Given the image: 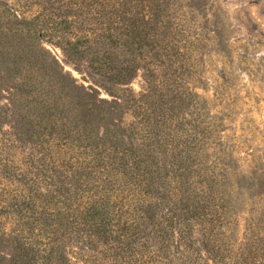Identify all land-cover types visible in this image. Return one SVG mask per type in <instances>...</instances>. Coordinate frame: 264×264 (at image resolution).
<instances>
[{
    "label": "trees",
    "instance_id": "16d2710c",
    "mask_svg": "<svg viewBox=\"0 0 264 264\" xmlns=\"http://www.w3.org/2000/svg\"><path fill=\"white\" fill-rule=\"evenodd\" d=\"M45 1L29 18L0 6V27L10 38L56 44L87 61L111 85L106 89L115 99L99 98L93 87L77 84L55 67L12 69L13 94L22 96L18 102L26 109L22 120L27 126L25 136L17 132L14 138L26 137L37 150L16 179L18 185L0 197V238L8 233L4 220H11L7 230L28 264H67L75 257L72 251L85 259V249L92 253L88 262L97 263L95 254H100L111 264L125 256L130 264H177L172 246L178 264H190L196 258L182 249L193 250L191 232L197 223L201 249L219 256L211 228L221 199L192 190L195 159L189 141L167 121L181 98L169 7L143 0ZM24 49L10 59L28 62ZM46 58L39 53L31 59ZM144 63L172 72L167 93L157 95L166 123L156 109L146 120L135 106V121L127 127L104 126L119 106L113 89L130 82ZM4 168L6 179L13 180L10 167ZM204 177L198 176L201 183ZM239 264H264V250L249 248Z\"/></svg>",
    "mask_w": 264,
    "mask_h": 264
},
{
    "label": "rangeland",
    "instance_id": "374dc122",
    "mask_svg": "<svg viewBox=\"0 0 264 264\" xmlns=\"http://www.w3.org/2000/svg\"><path fill=\"white\" fill-rule=\"evenodd\" d=\"M142 3L168 6L175 28L172 46L178 54L174 65L177 94L181 98L174 116L167 121L176 134L189 141L195 159L190 186L196 193L207 191L221 199L218 219L211 228L219 256L213 257L201 249L203 235L197 223L191 232L193 250L184 247L182 251L196 258L190 264H239L249 248L264 250V0H143ZM5 4L29 18L46 1L0 0V6ZM0 28L1 197L8 196L12 185H18L16 179L28 168L29 158L36 157L37 150L32 149L26 137H21L20 142L14 138L17 132L25 136L27 126L22 120L26 109L18 102L22 96L13 94L12 69L31 65L55 67L77 84L93 87L99 98L111 101L115 97L106 89L111 85L91 70L87 61L56 44L42 42L49 52L46 53L38 41L10 38L8 30ZM22 48L27 51L28 62L10 59V54ZM39 53L47 55L45 61L31 59ZM123 57L128 59L127 54ZM169 73L172 72L167 67L160 69L144 63L130 82L117 85L113 90L119 106L104 126L127 127L135 121V106L146 120L152 119L156 109L157 116L166 123L165 105L157 95L167 93ZM7 166L14 174L10 181L5 177ZM199 175L205 176L202 183ZM4 222L8 233L0 238V264H28L27 258H20L22 252L14 234L7 230L12 221ZM81 254L85 259H79L80 255L72 251L75 257L67 264L113 262L100 254H95L97 263L88 262L86 257L92 253L85 249ZM177 254L172 246L171 256L178 264ZM117 264L130 263L125 256Z\"/></svg>",
    "mask_w": 264,
    "mask_h": 264
}]
</instances>
